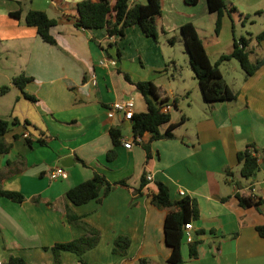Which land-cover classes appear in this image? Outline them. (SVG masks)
I'll return each instance as SVG.
<instances>
[{
  "label": "crops",
  "instance_id": "1",
  "mask_svg": "<svg viewBox=\"0 0 264 264\" xmlns=\"http://www.w3.org/2000/svg\"><path fill=\"white\" fill-rule=\"evenodd\" d=\"M81 1L0 0V90L10 86L0 92V119L10 123L5 139L11 145L7 154H0V188L25 196L17 203L0 195V264L12 256L29 264H53L54 254L47 248L86 234L69 222L66 208L98 229L101 239L82 257L62 251V264H141V259L169 264L167 211L152 203L159 182L169 187L173 201L190 197L198 204L200 218L191 222L194 240L201 241L198 256L190 257V243L184 240L183 264H264V238L257 231L264 225V161L256 177L246 179L238 160V153L252 144L264 151V65L246 77L238 61L222 64L223 78L236 98L208 103L194 71L187 66L184 74L171 49L165 50L170 35L191 22L216 63L231 52L242 16L264 15L262 0L228 4L219 35L217 15L209 11L207 0L195 6L161 0L158 41L139 25L129 27L117 41L106 29H78L62 22L51 29L57 41L51 45L26 24L30 11L52 19L77 16ZM116 1L110 0L112 5ZM232 6L236 10L230 11ZM93 39L103 46L115 43L109 56ZM260 52L264 55V41ZM124 73L133 82L150 80L161 89L172 107L171 123L186 118L174 138L154 140L152 132L136 137L122 113L109 116L115 102L129 99L135 102L134 113L148 111L145 98ZM20 75L32 79L24 90L13 84ZM113 128L122 133L116 147ZM166 129L162 126L161 132ZM128 142L131 148L125 147ZM112 149L117 157L109 160ZM59 167L67 177L52 181L50 174ZM95 173L111 183L126 181L127 186L117 185L101 201L71 203L70 188ZM239 196L263 202L260 209L242 207ZM119 236L131 241L126 255L113 252Z\"/></svg>",
  "mask_w": 264,
  "mask_h": 264
},
{
  "label": "trees",
  "instance_id": "2",
  "mask_svg": "<svg viewBox=\"0 0 264 264\" xmlns=\"http://www.w3.org/2000/svg\"><path fill=\"white\" fill-rule=\"evenodd\" d=\"M186 4L195 6L199 0H185ZM208 8L211 13L217 15L215 33L219 35L223 17L229 9L226 0H207ZM77 16H63L60 19H52L47 13L42 11H30L26 16V24L34 27L41 38L51 44L56 45V38L51 34V29L62 22H71L78 29H106L110 39L121 40L126 35L129 27L139 25L143 32L148 36L159 39L156 18L161 15V0H147L146 3L135 2L134 0H117L112 5L110 0H82L76 5ZM236 10L235 6L230 7V11ZM263 12L257 13V15ZM19 15V14H13ZM243 18H250L251 15H243ZM182 37L184 39L189 63L199 81L203 98L208 103L233 100L236 95L226 84L220 66L232 60H237L246 77L254 75L264 65V55L260 52L261 43L264 41V31L258 35L246 37L241 36L235 40L231 52L222 54L216 63H212L207 54L204 42L200 37L196 26L189 22L181 27ZM101 46L109 56V49L115 46V43L109 42L103 46L101 42L93 39ZM169 43L175 44V38H170ZM255 44V45H253ZM118 58H121V52L118 50ZM119 72L122 73V71ZM128 82L135 84L137 90L143 95L148 105V111L144 113H134L130 120L133 132L136 137H142L146 132L154 133V140L172 139L175 137L174 130L183 124L185 117L177 123H171L170 113L162 111L163 106L168 104L167 99L162 96L161 89L150 80L133 82L130 75L124 73ZM32 79L24 75L13 79V84L24 90L26 84ZM10 86H3L1 93H6ZM25 96L30 100L36 98L26 92ZM167 125L165 132H161V127ZM10 123L0 119V154H7L11 145L6 141L5 136L9 132ZM111 137L116 146L120 144L122 133L120 129H111ZM117 152L112 149L108 152L107 158L114 160ZM239 163L242 165L241 174L246 179L256 177L260 171L261 162L264 161V151H261L255 144L250 145L245 150L238 153ZM117 185L127 186L126 181L111 183L104 175L95 173L93 177L80 183L67 192V197L74 205L86 204L92 200L101 201ZM158 192L152 195V203L159 209L166 210L165 220V240L171 248V255L168 259L169 264H183L184 257L182 246L185 240V225L200 218V212L197 201L190 197H185L179 201L171 199L169 187L162 182L158 183ZM103 193V195H102ZM0 195L17 203L24 201L25 196L19 192L3 190L0 188ZM242 207H252L260 209L262 199L254 200L248 197L239 196ZM66 214L72 225L82 227L86 234L82 237L69 241L56 243L50 249L54 254L53 264H62L61 252L69 251L82 257L84 253L95 248L100 239L101 232L84 222L81 217L76 215L70 208H66ZM257 231L264 238V225L257 227ZM203 232H198L200 237ZM200 238L190 243V257L198 256V246ZM131 245L128 237L119 236L114 242L113 252L117 255H126ZM83 263L84 260H82ZM4 264H29L24 258L12 256ZM141 264H148L146 259H141Z\"/></svg>",
  "mask_w": 264,
  "mask_h": 264
},
{
  "label": "rangeland",
  "instance_id": "3",
  "mask_svg": "<svg viewBox=\"0 0 264 264\" xmlns=\"http://www.w3.org/2000/svg\"><path fill=\"white\" fill-rule=\"evenodd\" d=\"M243 1L244 0H226L228 4L236 2V5L238 6L240 5V3H243ZM141 2L146 3L147 0H144V1L141 0ZM261 2L264 3V0H262ZM263 31H264V15L253 14L252 17L250 18L244 17L242 21H239L236 27V36H237V39H239L241 36L250 37L252 35L255 37L258 33H261ZM173 37L175 38V44L170 45L171 43L169 44L168 43L169 41H168L167 42L168 44H166L165 50L169 51L168 49H171L174 56L179 60V67H181L184 74H186L187 70L185 69V67L188 66V71L189 69H192V68H190L191 67L190 63L186 64V62L188 63L189 60H188L187 49H186L184 39L182 37L181 30L177 32L176 34L175 33L171 34L169 39ZM172 47H175V48L172 50Z\"/></svg>",
  "mask_w": 264,
  "mask_h": 264
},
{
  "label": "built area",
  "instance_id": "4",
  "mask_svg": "<svg viewBox=\"0 0 264 264\" xmlns=\"http://www.w3.org/2000/svg\"><path fill=\"white\" fill-rule=\"evenodd\" d=\"M112 65H116V61L112 62ZM134 108H135V102L133 99H129L123 102H115L110 111H109V116L113 117L115 116L116 113H122L124 115V119L130 121L133 116H134ZM171 105L170 104H166L163 106L162 111L164 113H169V111L171 110ZM125 147L126 148H131L132 147V142H128L125 143ZM66 178V171L64 168L59 167L56 170L52 171L50 174V178L52 181H56L59 180V178ZM148 179L151 180L152 177L148 176ZM183 196L185 195L184 192L181 193ZM193 230V224L192 223H188L185 225V240L188 243H192L194 241V235L192 233Z\"/></svg>",
  "mask_w": 264,
  "mask_h": 264
},
{
  "label": "water",
  "instance_id": "5",
  "mask_svg": "<svg viewBox=\"0 0 264 264\" xmlns=\"http://www.w3.org/2000/svg\"><path fill=\"white\" fill-rule=\"evenodd\" d=\"M128 124H130V123H128Z\"/></svg>",
  "mask_w": 264,
  "mask_h": 264
}]
</instances>
